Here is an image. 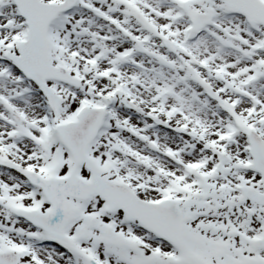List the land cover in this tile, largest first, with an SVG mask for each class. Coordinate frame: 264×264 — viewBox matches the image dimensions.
Segmentation results:
<instances>
[{
  "label": "snow or ice",
  "instance_id": "obj_1",
  "mask_svg": "<svg viewBox=\"0 0 264 264\" xmlns=\"http://www.w3.org/2000/svg\"><path fill=\"white\" fill-rule=\"evenodd\" d=\"M0 264H264V0H0Z\"/></svg>",
  "mask_w": 264,
  "mask_h": 264
}]
</instances>
